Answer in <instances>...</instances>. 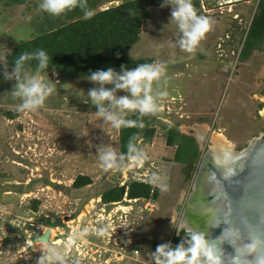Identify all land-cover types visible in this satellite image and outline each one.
<instances>
[{"label": "rangeland", "instance_id": "374dc122", "mask_svg": "<svg viewBox=\"0 0 264 264\" xmlns=\"http://www.w3.org/2000/svg\"><path fill=\"white\" fill-rule=\"evenodd\" d=\"M36 3L38 6L40 0ZM110 6L104 5L100 10ZM5 11L0 7V56L21 40L36 36L29 22L41 12L39 7L29 10L25 6ZM238 12L245 17L241 25L247 34L256 6L241 5ZM149 14L131 57L153 59L167 66V83L162 81L159 85V90L167 95L158 101L157 120L179 122L178 127L214 125L216 134H223L239 149L246 147L264 131V45L246 61H241L236 52H229L225 48L229 47L225 30L230 28L229 22H235L225 14L208 16L215 21L213 30L194 54L186 53L177 44L180 33L175 22L170 21L171 7L151 8ZM29 16L31 19L26 20ZM8 71L12 68L8 67ZM45 77L48 83L55 84L56 91L38 110L20 112V100L10 94L15 82L4 80L0 65V174L3 170L11 175L9 178L15 175L14 179L0 178V264H37L44 242L35 239L48 230L49 243L63 249L70 264H154L151 254L157 245L171 243L174 238L187 239L183 230L177 233V207L190 192L192 181L186 182L184 165L171 162L175 148L166 146L164 133L158 128L153 143L142 145L149 156L142 166L105 171L100 167L97 147L111 146L119 153L120 129L104 123L95 114L97 109L90 102L84 103L88 90L96 85L87 79L73 80L57 74ZM208 83L211 87L217 83L214 96L209 95L214 99L209 106L198 99ZM2 110L16 111L17 118L9 119ZM153 172L168 185L157 204L125 199L109 207L97 197L116 185L149 183ZM79 174L89 176L93 184L76 194L70 186ZM43 178L67 190L42 183L33 186L28 194L10 189L28 185L33 179L44 181ZM34 199L41 201L37 212L31 206ZM84 199L88 201L79 211ZM107 223L112 224L108 234L96 235V229ZM85 227L89 234L67 248L74 231Z\"/></svg>", "mask_w": 264, "mask_h": 264}, {"label": "trees", "instance_id": "16d2710c", "mask_svg": "<svg viewBox=\"0 0 264 264\" xmlns=\"http://www.w3.org/2000/svg\"><path fill=\"white\" fill-rule=\"evenodd\" d=\"M36 1L0 0V7L4 12L6 9L19 6H25L30 10L32 7H38ZM118 1L121 3L116 6L115 3ZM192 2L198 14L204 15L199 1L192 0ZM162 3L163 0H88L89 8L94 11V15L89 19L84 18V14L79 8L59 17L51 16L40 10V14L34 15V19L29 22L36 36L30 40H21L5 53L8 67L13 69L14 61L20 54L33 53L37 50H44L49 56V66L42 72L43 76L57 74L73 80H86L90 71L106 70L108 67L120 72L121 65L132 69L139 64L154 63L153 59L135 60L131 57V52L141 39L143 25L150 16L149 9H158ZM108 4H111L108 10H100L102 6ZM130 10L134 11L135 15L130 14ZM228 25L230 28L225 30V34H229V39L226 41L229 47L225 46V48L229 52H236L241 61H246L255 52L261 51L264 45V0H260L247 34L243 28L244 25H239L237 22H229ZM9 52L10 54H8ZM27 65L34 71L37 61H28ZM1 112L9 119L17 118V113L14 110H2ZM127 118L136 120L139 117L138 114H132ZM153 120L154 122H152ZM143 122V128L120 129L119 153H127L128 141L134 135L139 148L142 149V145L150 146L157 135V129L160 128L164 133L166 146L175 148L171 162L184 165L185 180L191 182L202 157V152L196 141L175 128L179 126V122L174 123L175 127H169L157 120V115L144 116ZM140 141L143 144L139 145ZM14 176L9 178L11 175L3 170L0 174L1 179H14ZM43 180L33 179L28 185L11 186L10 189L18 194H28L32 192L33 186L42 183L44 186H54L61 191L67 190L62 185H55L46 178ZM92 184V179L89 176L79 174L75 177L70 189L78 194ZM160 196V189L154 185L132 181L122 187L116 185L109 188L97 197L102 200V204L110 207L113 204L122 203L125 199L144 200L157 204ZM87 201V199L82 201L79 211ZM40 205L41 201L32 200L31 206L34 211L37 212ZM183 233L186 235L185 231ZM180 243V237L174 238L171 245L175 247Z\"/></svg>", "mask_w": 264, "mask_h": 264}, {"label": "clouds", "instance_id": "9594fccd", "mask_svg": "<svg viewBox=\"0 0 264 264\" xmlns=\"http://www.w3.org/2000/svg\"><path fill=\"white\" fill-rule=\"evenodd\" d=\"M169 6L171 7L170 21L175 22L180 33L177 41L179 48L181 51L194 54L207 34L213 30L215 21L210 17L199 15L192 0H163L160 5L161 8ZM38 7L54 17H59L76 8L83 12L85 19L94 15V11L88 6V0H40ZM130 14L135 15V12L130 10ZM25 19L30 20L31 17ZM32 60L37 61L34 71L27 65V62ZM0 65H3L4 80L15 82L10 94L20 100L17 105V110L20 112L38 110L56 91L55 84L48 83L47 78L42 75V72L49 66V56L44 50L20 54L14 61L11 72L8 71L7 55L0 56ZM166 71L167 66L162 62L139 64L132 69L121 65L120 72L112 67L106 70L90 71L87 80L96 87L88 90V100L84 103L90 102L97 109L95 114L114 129L143 128V117L156 116L160 111L158 101L167 95L165 91L159 90L162 81L167 83ZM154 84L157 85L155 90ZM118 92H124L126 95L118 96ZM129 114H138L139 118L128 119ZM135 141V135L130 137L126 154L117 153L111 146H98L97 156L100 167L105 171L117 172L142 166L149 156L137 146ZM242 161V155L231 153H225L222 159L217 161L222 168L221 175L225 181L231 180L243 170ZM196 173L197 171L193 180ZM148 182L158 187L161 192L168 191L165 179L158 173L153 172ZM220 224H213L211 228ZM111 228V223L102 224L96 229V235L104 236ZM181 230L186 232L187 239L181 240V243L175 247L170 242L157 245L155 252L151 254L154 264H223V252L214 241L219 240L223 243L227 240L232 244L231 239L226 238L227 234L233 231L231 227L216 240L208 239L204 231L185 229L183 226L177 227V233ZM88 234L87 227L74 231L66 247L71 248ZM245 247L251 250L254 245H245ZM41 252L42 255L37 264H70L65 251L50 243H44Z\"/></svg>", "mask_w": 264, "mask_h": 264}, {"label": "water", "instance_id": "95a60500", "mask_svg": "<svg viewBox=\"0 0 264 264\" xmlns=\"http://www.w3.org/2000/svg\"><path fill=\"white\" fill-rule=\"evenodd\" d=\"M175 128L193 138L202 152L179 227L204 231L210 240L219 239L231 227L226 238L233 245L227 240L214 241L223 252V264H264V131L238 149L226 136L216 134L213 126L196 123ZM225 153L243 156V170L228 181L217 163ZM216 223L221 224L211 228ZM50 236L48 230L35 241L49 243Z\"/></svg>", "mask_w": 264, "mask_h": 264}, {"label": "built area", "instance_id": "2783aa9c", "mask_svg": "<svg viewBox=\"0 0 264 264\" xmlns=\"http://www.w3.org/2000/svg\"><path fill=\"white\" fill-rule=\"evenodd\" d=\"M259 2L260 0H199V4L204 16L223 17L225 14L231 15L232 21L237 22L239 25H241L242 22H244L243 21L244 18L238 12V7L241 5H245V4L250 5L251 3H254L257 9ZM225 39L226 40L229 39V34L225 35ZM165 115H169V114H165Z\"/></svg>", "mask_w": 264, "mask_h": 264}, {"label": "crops", "instance_id": "0c3cea01", "mask_svg": "<svg viewBox=\"0 0 264 264\" xmlns=\"http://www.w3.org/2000/svg\"><path fill=\"white\" fill-rule=\"evenodd\" d=\"M223 21H224V19L222 20V22ZM182 70H183V68H181L180 71H182ZM174 76H176V75H174ZM174 76H173V78H174ZM174 80L177 81L176 79H174ZM211 85L212 84H210V83H208V85H205V87H203V89L201 90V94H202L201 98L198 96V99L201 101V103H203L204 105L206 104L207 106H209L211 100L214 101V99H213L214 89L217 86V83H215V85L213 87H211ZM196 89H198V88H196ZM210 94H213V96L209 97ZM202 112L204 113L205 111H201V113ZM204 114L207 115L206 113H204Z\"/></svg>", "mask_w": 264, "mask_h": 264}, {"label": "flooded vegetation", "instance_id": "af4514ba", "mask_svg": "<svg viewBox=\"0 0 264 264\" xmlns=\"http://www.w3.org/2000/svg\"><path fill=\"white\" fill-rule=\"evenodd\" d=\"M180 132V131H179ZM181 133V132H180ZM262 133V132H261ZM260 133V134H261ZM259 135V134H258ZM239 149V148H238ZM240 149H243V147L242 148H240ZM202 156V155H201ZM191 191H192V186H191V190H190V192L188 193V195L186 196V198L185 199H183L181 202H180V204L178 205V207H177V209L179 208V215H180V221H179V225L181 224V221H182V218H183V215H184V213H185V204H186V202H187V200H188V197H189V194L191 193ZM184 231V230H183ZM186 233V232H185Z\"/></svg>", "mask_w": 264, "mask_h": 264}]
</instances>
